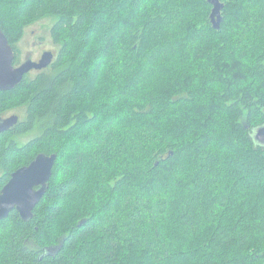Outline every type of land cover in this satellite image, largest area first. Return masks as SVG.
Masks as SVG:
<instances>
[{"label":"trees","instance_id":"obj_1","mask_svg":"<svg viewBox=\"0 0 264 264\" xmlns=\"http://www.w3.org/2000/svg\"><path fill=\"white\" fill-rule=\"evenodd\" d=\"M192 1L0 0L15 66L26 30L47 19L59 49L0 92V117L25 111L0 135V193L39 154L58 156L33 219L0 220V264H264V146L253 137L264 48L251 46L264 45V0H222L219 29L209 1ZM171 53L154 90L163 104L145 99L144 74L131 73Z\"/></svg>","mask_w":264,"mask_h":264},{"label":"water","instance_id":"obj_2","mask_svg":"<svg viewBox=\"0 0 264 264\" xmlns=\"http://www.w3.org/2000/svg\"><path fill=\"white\" fill-rule=\"evenodd\" d=\"M213 6L210 19L215 29H219L223 21L222 0H208ZM53 52H45L39 61L32 59L21 66L14 65L15 52L8 37L0 27V92H10L15 89L26 75L32 71H42L54 62ZM20 121L19 116L8 118L0 117V135L10 131ZM254 140L257 145L264 146V126L254 131ZM58 156L53 154H39L28 166L18 169L11 175L8 184L0 193V220L7 219L17 211L21 218L28 222L34 217V209L45 196L49 183L53 177ZM39 165H42L40 167ZM58 248H49L46 255H53Z\"/></svg>","mask_w":264,"mask_h":264},{"label":"rangeland","instance_id":"obj_3","mask_svg":"<svg viewBox=\"0 0 264 264\" xmlns=\"http://www.w3.org/2000/svg\"><path fill=\"white\" fill-rule=\"evenodd\" d=\"M191 4H194L192 0H188ZM192 13V15L190 14ZM199 13L194 12L192 9H190L189 11V23H192L193 21H195V15H198ZM54 24V20L53 19H47L45 21H42L41 23L37 24V25H33L30 28H28L25 32V37L23 38V40L20 42L19 44V48L21 51V62L18 66H21L22 64L26 63V61L32 59V60H37L40 55L42 53H44L45 51L47 52H53L55 55V59L56 56L58 54V47L56 45H54V43L51 40V28ZM185 26V24L181 23L180 27ZM208 37V35L206 36ZM205 41L208 40L207 38L204 39ZM251 46L253 49L257 50V51H262L264 48V45L262 44H258L257 40L253 39L251 41ZM170 55V59L167 60L164 64L163 67L160 68L159 70L155 71V72H149V71H145V72H141V70H135L134 72L131 73V78H136L139 76L140 73L144 74V78L141 81V87H140V94L148 100H152V101H158L159 103L163 104V102H161L157 96H159L160 94L158 93V91H154V90H158V88H163V85L161 84V77L164 75L163 73V69H169L171 63L173 61H178V57L175 56L174 53L169 54ZM236 57H234L233 55H230L228 60L232 61L234 64L231 65L233 68L236 64ZM16 66V67H18ZM195 66V63H194ZM37 72V71H35ZM32 73L31 76L34 75V73ZM149 72V73H148ZM104 86H106V88L104 90V92H109V93H113V89L110 83H104ZM161 92H163V90H161ZM13 115H18L19 118L24 119L25 118V111L24 110H15L14 112L10 113L8 117H11ZM121 126H123V124H121ZM201 128L195 127L193 132L194 133H200ZM39 132H33L30 135H25L20 137L18 140L21 144H24L26 142H28L29 140H31L33 137H35L36 135H38ZM201 134V133H200ZM196 135V134H195ZM80 153L76 154L75 156H73L72 158H74V162L77 163L81 160V158H79ZM246 188V189H245ZM244 189L247 190L249 189V193L248 196L251 199V205L254 203V201L257 199V192L260 191V189H258L256 187V185H253L251 187H245ZM260 196V195H259Z\"/></svg>","mask_w":264,"mask_h":264},{"label":"flooded vegetation","instance_id":"obj_4","mask_svg":"<svg viewBox=\"0 0 264 264\" xmlns=\"http://www.w3.org/2000/svg\"><path fill=\"white\" fill-rule=\"evenodd\" d=\"M45 52H47V51H45ZM45 52H44V53H45ZM44 53H42V54L40 55V57H39L37 60H33V61H36V62L39 61V60L42 58V55H43ZM54 60H55V58H54ZM32 72H33V71H32Z\"/></svg>","mask_w":264,"mask_h":264},{"label":"snow or ice","instance_id":"obj_5","mask_svg":"<svg viewBox=\"0 0 264 264\" xmlns=\"http://www.w3.org/2000/svg\"><path fill=\"white\" fill-rule=\"evenodd\" d=\"M40 167H42V165H39Z\"/></svg>","mask_w":264,"mask_h":264}]
</instances>
